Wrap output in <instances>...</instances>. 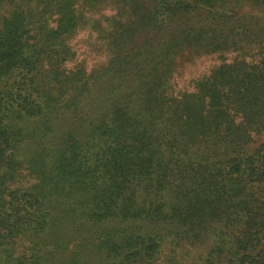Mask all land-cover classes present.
<instances>
[{"label": "trees", "instance_id": "1", "mask_svg": "<svg viewBox=\"0 0 264 264\" xmlns=\"http://www.w3.org/2000/svg\"><path fill=\"white\" fill-rule=\"evenodd\" d=\"M0 264H264V0H0Z\"/></svg>", "mask_w": 264, "mask_h": 264}, {"label": "rangeland", "instance_id": "2", "mask_svg": "<svg viewBox=\"0 0 264 264\" xmlns=\"http://www.w3.org/2000/svg\"><path fill=\"white\" fill-rule=\"evenodd\" d=\"M86 34H87L86 32L81 33L80 38L86 37ZM78 41H75L76 44ZM86 46H87L86 42L81 40L80 44L77 45V51L79 52V58H82V59L86 58V60L88 61V67H91L95 61V59H94L95 56L87 50ZM216 61L217 60L214 57H203L197 62V64L195 66L188 68V70H187L188 73L186 74V76H190V75H194V74L197 75L199 73L205 72L207 70V68L211 64L215 63Z\"/></svg>", "mask_w": 264, "mask_h": 264}]
</instances>
